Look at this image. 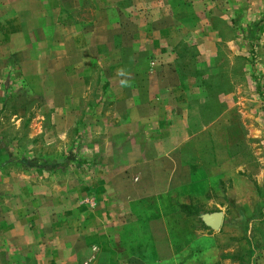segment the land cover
<instances>
[{"label":"crops","instance_id":"0c3cea01","mask_svg":"<svg viewBox=\"0 0 264 264\" xmlns=\"http://www.w3.org/2000/svg\"><path fill=\"white\" fill-rule=\"evenodd\" d=\"M137 2L0 0L2 97L17 78L18 92L28 88L40 102L51 94L60 101L56 108L82 101L98 109L94 120L85 116V131L99 128L101 140L139 135V126L147 135L145 141L134 138L132 162L125 166L138 182L119 174L99 186L115 211L75 208L69 200L62 216L37 213L36 231L28 228V214L13 213L3 230L7 236L51 238L47 255L35 257L36 264H239L220 245L219 231L206 224L198 228L194 220L201 205L220 203V186L239 155L215 152V125L223 117L205 114V106L215 103L202 96L199 74L182 65L186 42L198 45L197 63L211 60L218 29L208 21H172L168 8L157 18L154 6ZM196 28L206 34L191 42L186 33ZM140 146L145 152H137ZM38 219L40 225L51 223L50 234L38 230ZM4 249L10 251V244Z\"/></svg>","mask_w":264,"mask_h":264},{"label":"rangeland","instance_id":"374dc122","mask_svg":"<svg viewBox=\"0 0 264 264\" xmlns=\"http://www.w3.org/2000/svg\"><path fill=\"white\" fill-rule=\"evenodd\" d=\"M123 4L127 6L131 0H123ZM136 4L154 6L157 18L168 8L172 21H208L218 29L211 60L197 63L198 45L186 42L182 44V65L187 73L199 74L202 96L215 103V108L205 106V114L223 117L215 125V152L239 155L229 166L231 177L220 186V203L207 208L201 205L205 209L192 213L196 227L206 228L202 213L223 211L219 240L229 257L238 258L239 264H264V0H139ZM224 17L231 21L229 26ZM196 29L186 33L191 42L206 34V30ZM19 84L17 78L12 79L9 94L2 97L5 86L0 78V264H36L34 258L47 255L52 242L48 236L36 238L34 234L28 238L7 236L3 229H7L11 213L13 218L28 214V228L36 231L37 213L62 216L69 200L75 208L115 211L116 205H107L99 186L107 177L129 174L126 168L132 162L129 153L137 142L134 138L145 141L147 137L139 126V135L136 131L135 136L101 140L99 128L85 131L89 129L86 120H94L98 109H87L82 101L71 108H56L60 101L51 94L40 102L39 94L28 88L19 93ZM107 152L115 156L106 157ZM137 152H145L144 146ZM131 175L128 178L138 182V176ZM38 227L46 235L53 228L51 223L40 225L39 219ZM9 244L12 251L4 249ZM26 246L32 249L26 252Z\"/></svg>","mask_w":264,"mask_h":264},{"label":"water","instance_id":"95a60500","mask_svg":"<svg viewBox=\"0 0 264 264\" xmlns=\"http://www.w3.org/2000/svg\"><path fill=\"white\" fill-rule=\"evenodd\" d=\"M203 222L209 226L211 229L215 231H220L223 224H224V212L214 211V212H207L201 215Z\"/></svg>","mask_w":264,"mask_h":264},{"label":"clouds","instance_id":"9594fccd","mask_svg":"<svg viewBox=\"0 0 264 264\" xmlns=\"http://www.w3.org/2000/svg\"><path fill=\"white\" fill-rule=\"evenodd\" d=\"M120 75H124L123 71L119 73ZM122 84L125 83L124 81L121 82Z\"/></svg>","mask_w":264,"mask_h":264},{"label":"built area","instance_id":"2783aa9c","mask_svg":"<svg viewBox=\"0 0 264 264\" xmlns=\"http://www.w3.org/2000/svg\"><path fill=\"white\" fill-rule=\"evenodd\" d=\"M85 264H88V263H85Z\"/></svg>","mask_w":264,"mask_h":264},{"label":"trees","instance_id":"16d2710c","mask_svg":"<svg viewBox=\"0 0 264 264\" xmlns=\"http://www.w3.org/2000/svg\"><path fill=\"white\" fill-rule=\"evenodd\" d=\"M4 160H5V159H4ZM4 160H3V161H4Z\"/></svg>","mask_w":264,"mask_h":264}]
</instances>
